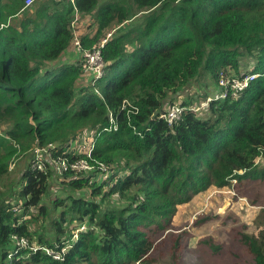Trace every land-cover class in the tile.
Returning <instances> with one entry per match:
<instances>
[{
    "label": "trees",
    "instance_id": "16d2710c",
    "mask_svg": "<svg viewBox=\"0 0 264 264\" xmlns=\"http://www.w3.org/2000/svg\"><path fill=\"white\" fill-rule=\"evenodd\" d=\"M126 2L0 0V181L18 156L49 148L44 170L33 159L0 184V264H153L148 229L170 225L178 204L264 178V0ZM88 16L95 28L79 35ZM75 33L87 48L107 38L95 86L79 62H61ZM243 72L259 75L207 103L221 75ZM177 104L169 123L161 114ZM78 157L93 169L57 170ZM243 240L252 259L236 264H264V230Z\"/></svg>",
    "mask_w": 264,
    "mask_h": 264
},
{
    "label": "rangeland",
    "instance_id": "374dc122",
    "mask_svg": "<svg viewBox=\"0 0 264 264\" xmlns=\"http://www.w3.org/2000/svg\"><path fill=\"white\" fill-rule=\"evenodd\" d=\"M110 1L113 0H99V5ZM128 4L130 0H127L126 5ZM91 17L83 18L85 21L82 23V28L91 29L93 32L94 18ZM139 20L141 19L137 21ZM76 28L78 30L81 27ZM78 54L80 56V52ZM242 58L244 59H241L243 66H246L245 62L248 64L249 61L255 60L251 56ZM127 65L129 66V62L122 65L116 74L123 71ZM88 81L86 77L84 82L88 83ZM84 82L80 80L79 84L82 85ZM210 88L213 90L214 85ZM191 92L185 90L174 101H183L184 96L190 95ZM97 93L100 94V92ZM93 133L94 129L90 128L85 131L84 135L79 134L78 138L91 137ZM1 134L4 132H1L0 136ZM73 141L77 144L75 148L81 147L83 151H86L89 147V141L85 139L78 141L76 138ZM53 146L56 145L53 144ZM75 151V154H80V150ZM33 157V148L27 154L18 156L10 166V173L4 176L0 184L12 187L18 176L23 173L24 166L28 161L33 160ZM258 161L264 162L261 158ZM32 167L41 170L45 168L43 162L39 166L37 161L32 163ZM54 194L52 192L51 196ZM11 196L8 194V197ZM16 199L13 198V201ZM21 203L22 201L18 202V205ZM263 207L264 178H248L242 181L232 179L226 186H212L193 195L189 201L178 204L170 225L165 228L148 229L156 245L151 255L154 260L153 264H173L175 259L178 264H236L250 261L252 254L243 236L259 235L264 230ZM177 240L180 243L175 245Z\"/></svg>",
    "mask_w": 264,
    "mask_h": 264
},
{
    "label": "built area",
    "instance_id": "2783aa9c",
    "mask_svg": "<svg viewBox=\"0 0 264 264\" xmlns=\"http://www.w3.org/2000/svg\"><path fill=\"white\" fill-rule=\"evenodd\" d=\"M34 2V0H25V3L27 6L31 5ZM77 12V10H76ZM74 23H76L74 21ZM110 36V33L108 34ZM107 38L102 39L98 44L94 45L92 48L84 47L81 43L80 37L75 33L73 44L77 50V52H80V60L79 63L82 68L83 76L90 81L92 86H95L96 81L101 78L105 74V61L102 57V47L106 43ZM242 75V76H240ZM240 75H232V76H226L221 75L219 80V86L220 89L218 92H216L213 96L207 97V103L210 102L214 97H222L226 96L229 89L232 90V93L234 95H238L245 87L248 86L249 82L252 81L255 77L259 75V73L256 72H243ZM97 92H100L96 88ZM207 103L202 104L200 107L205 106ZM124 105L131 106L132 110L136 112L138 110L137 106H134L130 104V102L125 99ZM123 108V106H122ZM184 107H181L179 104L176 106H173L171 108H168L167 111L161 114L163 118H165L169 123H172L174 121V117L179 115L181 111H183ZM111 121L114 122L113 114L110 113ZM49 148L43 147V146H35L34 148V162L37 161V163L44 162V156L48 153ZM86 152V151H84ZM51 155V154H49ZM87 155H91V151L89 150L87 152ZM93 164L89 163L87 159L85 158H77L76 160L72 161L71 163H68L67 160L64 158H60L59 161L56 164V168L59 172L65 171L67 168H71L73 170H79V171H90L93 169ZM99 169H102L101 166H98ZM17 239L18 245H26L27 239L25 237H17L14 236ZM59 257V256H58Z\"/></svg>",
    "mask_w": 264,
    "mask_h": 264
},
{
    "label": "crops",
    "instance_id": "0c3cea01",
    "mask_svg": "<svg viewBox=\"0 0 264 264\" xmlns=\"http://www.w3.org/2000/svg\"><path fill=\"white\" fill-rule=\"evenodd\" d=\"M88 18H90V16H88ZM89 24L92 23V22H88ZM92 30L91 29H80V32L78 30V33L79 35L82 33V32H91ZM110 33V35L112 34L111 32H108ZM80 60V56L73 44V42L71 43V47L69 49L66 50V52L63 54V57L61 58V62L63 63H78Z\"/></svg>",
    "mask_w": 264,
    "mask_h": 264
},
{
    "label": "clouds",
    "instance_id": "9594fccd",
    "mask_svg": "<svg viewBox=\"0 0 264 264\" xmlns=\"http://www.w3.org/2000/svg\"><path fill=\"white\" fill-rule=\"evenodd\" d=\"M34 2H35V0H34ZM34 2H33V3H34ZM33 3H32V4H33ZM32 4H31V5H32ZM25 6H27L26 3H25ZM29 6H30V5H29ZM3 25H4V24H2V26H3ZM104 75H105V74H104ZM104 75H103V76H104ZM103 76H102V77H103ZM102 77H101V78H102ZM99 79H100V78H99ZM95 91H96V88H95ZM96 92H97V91H96Z\"/></svg>",
    "mask_w": 264,
    "mask_h": 264
}]
</instances>
